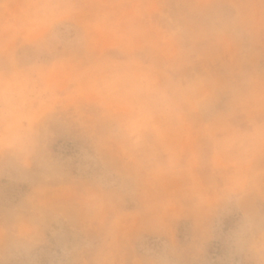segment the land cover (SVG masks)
Returning <instances> with one entry per match:
<instances>
[{"label":"clouds","instance_id":"9594fccd","mask_svg":"<svg viewBox=\"0 0 264 264\" xmlns=\"http://www.w3.org/2000/svg\"><path fill=\"white\" fill-rule=\"evenodd\" d=\"M0 264H264V0H0Z\"/></svg>","mask_w":264,"mask_h":264},{"label":"rangeland","instance_id":"374dc122","mask_svg":"<svg viewBox=\"0 0 264 264\" xmlns=\"http://www.w3.org/2000/svg\"><path fill=\"white\" fill-rule=\"evenodd\" d=\"M71 149H69L70 151ZM20 190H6V195H15Z\"/></svg>","mask_w":264,"mask_h":264}]
</instances>
